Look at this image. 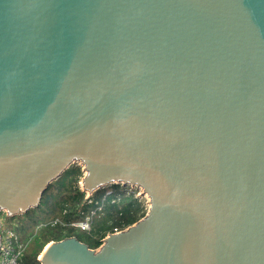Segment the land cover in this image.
Segmentation results:
<instances>
[{"label":"water","instance_id":"obj_1","mask_svg":"<svg viewBox=\"0 0 264 264\" xmlns=\"http://www.w3.org/2000/svg\"><path fill=\"white\" fill-rule=\"evenodd\" d=\"M73 164L147 210L41 264H264V0H0V213Z\"/></svg>","mask_w":264,"mask_h":264},{"label":"trees","instance_id":"obj_2","mask_svg":"<svg viewBox=\"0 0 264 264\" xmlns=\"http://www.w3.org/2000/svg\"><path fill=\"white\" fill-rule=\"evenodd\" d=\"M82 175L81 166L73 164L49 184L36 207L16 215V231L22 232L19 239L24 244L17 264H41L37 256L43 247L66 236L74 235L89 247H97L108 232L122 229L146 213L144 197L121 190L117 183L95 190L88 201L79 185ZM88 215V230L72 224Z\"/></svg>","mask_w":264,"mask_h":264},{"label":"built area","instance_id":"obj_3","mask_svg":"<svg viewBox=\"0 0 264 264\" xmlns=\"http://www.w3.org/2000/svg\"><path fill=\"white\" fill-rule=\"evenodd\" d=\"M87 196H89V194ZM89 197H87L88 201L91 200ZM72 224L84 228L88 226L85 219L74 221ZM116 231L118 230L115 229L114 232ZM15 235L16 234L11 231L4 232L0 218V264L18 263L19 257L24 249V244Z\"/></svg>","mask_w":264,"mask_h":264},{"label":"rangeland","instance_id":"obj_4","mask_svg":"<svg viewBox=\"0 0 264 264\" xmlns=\"http://www.w3.org/2000/svg\"><path fill=\"white\" fill-rule=\"evenodd\" d=\"M81 180V179H80ZM80 180H79V185H80ZM127 186V187H126ZM126 186H122V185H120L119 184V187H120V189L121 190H125L126 192H131V191H134L135 192V194L136 195H139L140 196V194H139V189H137V187L136 188H134L133 186L131 187V185H126ZM130 186V187H129ZM125 187V188H124ZM110 190L111 189H108L107 191H106V193H108V192H110ZM89 194V196L92 194V193H89V192H85V195H84V197L85 198H87V197H89V196H87ZM144 200H145V203H146V205H147V201H146V197H144ZM0 218H1V222H2V228H3V230H4V232H8V231H11V232H13V233H15L16 235V237H18V238H20V235L22 234V232H19L18 231V229H17V231H16V228H17V221H18V218H17V216L16 217H8L6 214H4V213H0ZM85 220H86V222H87V227H79V229L80 230H88L89 229V226H90V220H91V218H90V216L88 215V216H86L85 218H84ZM83 219V220H84ZM22 220V219H21ZM23 221V220H22ZM77 231V230H76ZM78 232V231H77ZM44 248V247H43ZM39 255V254H38Z\"/></svg>","mask_w":264,"mask_h":264},{"label":"bare ground","instance_id":"obj_5","mask_svg":"<svg viewBox=\"0 0 264 264\" xmlns=\"http://www.w3.org/2000/svg\"><path fill=\"white\" fill-rule=\"evenodd\" d=\"M127 187V186H126ZM125 188V187H124Z\"/></svg>","mask_w":264,"mask_h":264}]
</instances>
